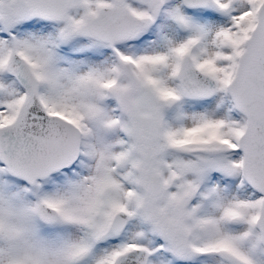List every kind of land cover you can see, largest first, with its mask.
Segmentation results:
<instances>
[{
  "label": "snow or ice",
  "instance_id": "6c2138e0",
  "mask_svg": "<svg viewBox=\"0 0 264 264\" xmlns=\"http://www.w3.org/2000/svg\"><path fill=\"white\" fill-rule=\"evenodd\" d=\"M0 264H264V0H0Z\"/></svg>",
  "mask_w": 264,
  "mask_h": 264
}]
</instances>
